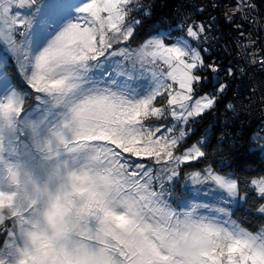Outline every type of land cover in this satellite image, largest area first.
Instances as JSON below:
<instances>
[{
	"label": "snow or ice",
	"instance_id": "6c2138e0",
	"mask_svg": "<svg viewBox=\"0 0 264 264\" xmlns=\"http://www.w3.org/2000/svg\"><path fill=\"white\" fill-rule=\"evenodd\" d=\"M262 4L237 0L225 19L255 21ZM175 11L141 35V0H0V212L25 210L65 169L81 193L102 184L121 208L103 211L89 234L102 247L82 264H264V166L211 159L206 133L189 144L230 87L222 74L246 72L211 56L214 16ZM232 35L243 50L242 24ZM255 150L264 158V144ZM96 203L90 191L85 208ZM17 243L0 216V246Z\"/></svg>",
	"mask_w": 264,
	"mask_h": 264
},
{
	"label": "clouds",
	"instance_id": "9594fccd",
	"mask_svg": "<svg viewBox=\"0 0 264 264\" xmlns=\"http://www.w3.org/2000/svg\"><path fill=\"white\" fill-rule=\"evenodd\" d=\"M58 144L63 151L62 143ZM75 155V150L65 153L70 159ZM75 174V169L63 170L56 182L44 187L33 200L25 201V210L9 208L0 212L14 228L18 241L10 253L0 246V258L7 264H20L30 258V264H82L86 252L100 251L99 240L94 233L89 239V234L102 227L103 211H118L121 206L107 195L102 184H88L85 192L77 191ZM20 190L31 193L34 186L24 182ZM90 191L95 192L97 203L88 210L85 205Z\"/></svg>",
	"mask_w": 264,
	"mask_h": 264
},
{
	"label": "built area",
	"instance_id": "2783aa9c",
	"mask_svg": "<svg viewBox=\"0 0 264 264\" xmlns=\"http://www.w3.org/2000/svg\"><path fill=\"white\" fill-rule=\"evenodd\" d=\"M158 0H141L150 7L151 14ZM170 10L161 17L163 24L173 20L176 16L177 5H182L186 10L204 8L203 15H193L197 22L205 21L214 16L217 35L221 37L220 44L211 53L212 57L220 60L224 65L230 63L234 66H242L246 74L241 78L233 79L226 73L222 74V81L230 85L225 95L221 97L218 105L219 111H214L220 117L219 127L221 129L220 141H232L234 144L248 134L251 138L260 134L264 138V70L259 65L264 62V4L261 5L260 15L255 21L249 18L244 23L237 15L234 24H229L225 15H233L230 5L237 0H173ZM259 4L260 0H256ZM224 5V7H213V5ZM236 24H242L245 34L244 48L233 43V29ZM225 46L231 49L230 54H225ZM245 52L247 55H245ZM231 102L232 109L226 110L227 104Z\"/></svg>",
	"mask_w": 264,
	"mask_h": 264
},
{
	"label": "trees",
	"instance_id": "16d2710c",
	"mask_svg": "<svg viewBox=\"0 0 264 264\" xmlns=\"http://www.w3.org/2000/svg\"><path fill=\"white\" fill-rule=\"evenodd\" d=\"M173 2V0L157 1L151 16L145 17L141 35H144V33L154 28L157 24H163L161 17L170 10ZM218 105L212 109L207 116L200 119L198 123L192 125L193 131L191 132L192 136H190L191 139L189 143L194 142L198 138L202 139V134L206 133L209 137L208 153L211 159L219 162L221 158H227L226 162L238 169L250 167L255 170L264 166V158L255 150L258 147L255 146V141L250 136H244L241 141L236 144L232 141L226 142L219 140L222 134L219 127L220 117L213 113L214 111H219ZM203 166L204 165H200L201 168ZM247 222L248 221H246V223Z\"/></svg>",
	"mask_w": 264,
	"mask_h": 264
},
{
	"label": "rangeland",
	"instance_id": "374dc122",
	"mask_svg": "<svg viewBox=\"0 0 264 264\" xmlns=\"http://www.w3.org/2000/svg\"><path fill=\"white\" fill-rule=\"evenodd\" d=\"M248 134H246L245 136H247ZM190 136H192V134L190 133ZM256 137H259V139H257V140H254L255 141V146L256 147H259L261 144H264V138H263V136L262 135H260V134H257L256 135ZM191 139V138H190ZM189 139V140H190ZM201 138H198L197 140H200ZM197 140H195V141H197ZM194 141V142H195ZM194 142H192V143H194ZM189 144H191V143H189ZM254 146V147H255ZM190 163H195V161H192V162H190Z\"/></svg>",
	"mask_w": 264,
	"mask_h": 264
}]
</instances>
